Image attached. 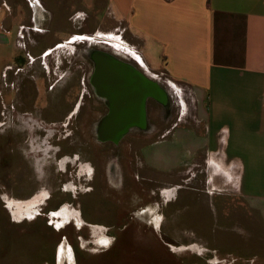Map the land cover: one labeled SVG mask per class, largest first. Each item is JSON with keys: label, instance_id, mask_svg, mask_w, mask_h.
Segmentation results:
<instances>
[{"label": "rangeland", "instance_id": "1", "mask_svg": "<svg viewBox=\"0 0 264 264\" xmlns=\"http://www.w3.org/2000/svg\"><path fill=\"white\" fill-rule=\"evenodd\" d=\"M75 3L78 8L70 12L81 9L80 0ZM75 16L80 22L82 17ZM102 22L105 28L106 16ZM62 26L66 40L60 43L65 46L55 48L46 60L31 53L28 58L29 50L17 51L14 43L0 56V264H59L61 251L63 264H251L223 254L204 218L166 215L173 201H179L180 213L186 211V188L195 187L197 198L208 201L213 186L205 182L208 172L219 178L217 189L221 185L223 192L233 194L229 184L223 186V173L216 168L205 173L206 160L201 159L195 171L153 173L139 156L142 132L119 145L101 142L96 123L101 111L95 109L100 104L92 93L81 109H73L82 95L78 86L81 91L88 87L90 65L81 68L80 63L90 46L124 57L167 91L169 105L162 117L153 119L159 134L183 114L182 101L167 78L150 70L132 48L126 50L125 37L111 39L105 29L69 33L68 21ZM74 52L75 63L70 57ZM66 56L71 68L60 61ZM151 64L159 69L156 55ZM185 97L191 114L190 97ZM151 108L156 116L159 108ZM224 247L232 248L227 242Z\"/></svg>", "mask_w": 264, "mask_h": 264}, {"label": "crops", "instance_id": "2", "mask_svg": "<svg viewBox=\"0 0 264 264\" xmlns=\"http://www.w3.org/2000/svg\"><path fill=\"white\" fill-rule=\"evenodd\" d=\"M28 4L0 0V56L21 28L32 26ZM76 5L75 0L31 5L52 16L53 46L66 40L62 24L77 14L87 31L105 29L111 39L127 38L126 46L164 75L182 101L183 114L172 127L160 134L157 126L142 132L138 144L144 166L167 175L195 171L196 160H206L205 173L216 168L223 173L224 188L234 189L233 194L221 185L217 189L219 178L208 172L205 182L213 184L208 201L198 199L195 187L186 188V211L180 213L179 201H173L168 218H204L223 254L264 264V0H80L81 9L70 12ZM153 55L159 69L152 67ZM236 238L243 242L235 244ZM226 242L232 248L226 249Z\"/></svg>", "mask_w": 264, "mask_h": 264}, {"label": "flooded vegetation", "instance_id": "3", "mask_svg": "<svg viewBox=\"0 0 264 264\" xmlns=\"http://www.w3.org/2000/svg\"><path fill=\"white\" fill-rule=\"evenodd\" d=\"M27 1L29 3L28 5L30 6V9L32 11V18H33L32 19V26L27 27L28 29H26V27H24L26 29L25 31L22 28L18 31V33L14 37V44L16 47L15 50L20 51L23 48H25V49L29 50L26 54V56L28 58H29V54L31 53V54L36 55V58H43L44 60H46L47 58H49L53 55L55 48H61V46L63 47L65 45H62L64 43H59V44H57V45L55 44L53 46V42H51V41L49 42V40H50L49 36L54 34V31L49 28V22H50L52 16L50 14H48V12H46L42 8H40V6L38 8L32 7L33 3L36 0H27ZM75 15H77V14H75ZM75 17H77V16H75ZM73 18L74 17L72 16L70 18V21H69V25L71 26V32H69V33L77 32V34H79V33L83 34L82 31L86 30V26H84L83 24H80L79 22H75L76 19H73ZM112 37L114 39V36H112ZM26 40L28 42H26ZM44 40L48 41V42L45 44ZM62 42H65V41H62ZM92 42L96 43L95 41H92ZM117 45H119V46L121 45L120 41H118ZM101 48L102 49L93 48L92 46H90L88 48V51L84 52V55H83L84 57L81 56V59L83 58V60H84L83 61L84 64H83V62L80 63V64H82L81 68H83V65L88 64V65H90L91 71L90 72L88 71L87 78L84 76L85 79H87L88 87L84 86L85 89L83 91H81L79 89V86H78V90H79L78 94H80V93L82 94L81 98H80L81 102L80 101L77 103L74 102V104H73V106H74L73 109L78 110V109H81V106H83L85 104L84 102L86 99L89 100L90 98L94 97L95 100H97L100 104V105H98V108L97 107L95 108L98 111H101V115L99 116V119L96 122L99 125H101L103 121H105L106 119H108L110 117V115L112 113V103L110 101H108L107 98L100 97L96 92V87H95V84L93 83V79H94V76H95L96 71H97V64H100V68L102 66H106V65L111 64L112 62H109L107 59L104 58L105 56H110L112 59H115L116 61H118V63L121 64L120 66L128 65L129 67H131V64H128L125 61L124 57H120L119 55H116V54H115L116 56L112 55V53H110L108 51V48H105L103 46ZM124 48L126 50L129 49L127 46H125ZM94 52H97L95 57H93L92 54H89V53H94ZM101 55H104V56H102L103 58L101 60H99V62H97L95 60V58L96 57L98 58V56H101ZM68 57L66 56L64 58H60V61L62 64L66 63V65H68V66L70 65L69 67L71 68L72 62H70L68 60ZM70 57L74 60V63L77 62L76 60L78 59V56L76 55V52H74V54L71 55ZM125 63H127V64H125ZM112 64H114V63H112ZM123 67L125 68V66H123ZM85 79H84V81H85ZM97 91H98V89H97ZM91 93H92L93 97L91 96ZM85 95H87L88 97L86 98ZM152 106H155L157 109L159 108L157 115L160 116V114L164 108L163 104L159 103V101H157L155 99H148L147 103H146V110H147V127H146V129H140L139 127L138 128L134 127L128 134H126L124 137H122L121 141L123 140V138L129 137L130 135L134 134L135 131L139 132V134H140V132H144V130L148 131L151 128L156 129V125L153 122L154 118L152 116V114H153L152 108H151ZM167 110L169 113H171L169 109H167ZM161 117H162V114H161ZM121 141L119 143H121ZM106 142L115 144L111 141L110 142L106 141ZM117 145H119V144H117ZM112 161H113L114 165H117L114 160H112Z\"/></svg>", "mask_w": 264, "mask_h": 264}, {"label": "water", "instance_id": "4", "mask_svg": "<svg viewBox=\"0 0 264 264\" xmlns=\"http://www.w3.org/2000/svg\"><path fill=\"white\" fill-rule=\"evenodd\" d=\"M96 54L97 52H94L92 56L95 57ZM122 72L115 64L111 63L99 68L93 79L97 94L112 103L110 117L98 127V140L101 142L111 141L116 145L134 127L146 129L148 99H155L161 103L153 96L156 92L155 86L162 88L160 85L146 78L143 73L146 80H137L136 83L131 79L126 80ZM97 89L101 91L102 95L98 93ZM104 123V134L102 135L101 127ZM107 125L110 126L109 131H106Z\"/></svg>", "mask_w": 264, "mask_h": 264}, {"label": "bare ground", "instance_id": "5", "mask_svg": "<svg viewBox=\"0 0 264 264\" xmlns=\"http://www.w3.org/2000/svg\"><path fill=\"white\" fill-rule=\"evenodd\" d=\"M102 56H104V55L98 56V58L96 57L95 60L97 62H99V60H101L103 58ZM104 58L107 59L109 62L114 63L116 65V67H118V69H121V71H123L122 74L125 76V79L126 80H130L131 79L135 83L137 82V80H139V81L140 80H146L145 77L143 75H141V73L137 69H135L134 67H132V66L129 67L128 65H122V66H120L121 64L118 63V61H116L115 59H112L110 56H105ZM123 66H125V68ZM99 68H100V64H97V70ZM127 83H129V81H127ZM154 90L156 92L153 94V96L155 98L159 99L160 102L163 104V106L167 108V106L169 104V96L167 95V92L163 88H160L159 86H155V89ZM98 93L102 95V93H101V91L99 89H98ZM104 126H105V123L101 127V134L102 135L104 134ZM109 127H110L109 125L106 126V131H109ZM12 204L13 203L11 202L10 205H12ZM66 213H65V215H66ZM62 214H63V212H62ZM65 261H66V257L64 255L63 251H61L60 252V255H59V264H63Z\"/></svg>", "mask_w": 264, "mask_h": 264}, {"label": "snow or ice", "instance_id": "6", "mask_svg": "<svg viewBox=\"0 0 264 264\" xmlns=\"http://www.w3.org/2000/svg\"><path fill=\"white\" fill-rule=\"evenodd\" d=\"M101 243L104 245V246H107V241H101Z\"/></svg>", "mask_w": 264, "mask_h": 264}]
</instances>
